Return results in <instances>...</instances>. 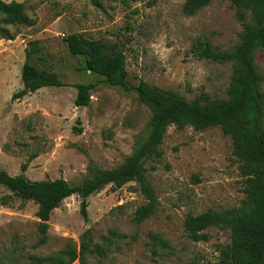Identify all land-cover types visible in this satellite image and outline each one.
Segmentation results:
<instances>
[{"label": "rangeland", "instance_id": "374dc122", "mask_svg": "<svg viewBox=\"0 0 264 264\" xmlns=\"http://www.w3.org/2000/svg\"><path fill=\"white\" fill-rule=\"evenodd\" d=\"M26 2L33 25L11 27L13 41L0 40V171L24 174L31 181L64 178L80 184L91 161L112 169L131 155L149 131L150 109L131 88L107 85L86 70L85 59L73 56L65 38L83 33L119 44L126 54L129 84L141 81L178 92L187 100L202 94L227 98L232 64L198 60L192 53L197 38L230 50L240 42L241 23L235 8L216 0L193 16L183 13L185 0H4ZM41 40L48 64L66 87H46L13 101L24 89L25 49ZM264 91V50L257 53ZM95 84L89 107H76V84ZM81 128L82 131H76ZM164 156L147 164L159 209L140 225L134 211L146 201L131 182L108 186L88 197V222L81 215L82 198L74 195L49 221L48 241L38 245V206L14 198L0 186V264H39L35 259L61 258L76 251L73 264H227L230 230L213 227L209 240L193 242L184 222L188 214L209 209L241 208L245 193L232 140L219 127L204 131L170 127ZM28 164L26 172L22 165ZM123 206L122 209H117ZM85 234L90 249L83 250ZM158 235L165 246L153 241ZM47 264V263H44Z\"/></svg>", "mask_w": 264, "mask_h": 264}, {"label": "trees", "instance_id": "16d2710c", "mask_svg": "<svg viewBox=\"0 0 264 264\" xmlns=\"http://www.w3.org/2000/svg\"><path fill=\"white\" fill-rule=\"evenodd\" d=\"M89 1L95 8H103L101 0ZM122 1L128 5V0ZM214 1L185 0L183 13L193 16ZM226 1L235 8L236 19L242 25L240 42L230 50H222L215 48L208 39L197 38L192 48L198 60L232 64L230 85L227 98L224 99H211L209 95L202 94L190 101L176 91L144 81L133 87L128 81L126 54L119 44L95 40L83 33L70 34L65 38L70 53L75 57H84L87 71L101 76L107 85L125 90L132 88L139 101L150 109L152 117L147 136L122 164L104 169L91 161L87 176L80 184H73L64 178L31 181L24 174L12 176L0 171V186L12 193L1 199L3 206H8L14 198L22 201L21 206L29 201L38 206V245L47 243L50 218L66 199L74 195L82 198L81 215L88 222V197L108 186L122 188L136 182L146 202L134 211L132 222L140 225L155 216L159 200L148 177L147 164L151 160L163 158L161 147L169 128L204 131L219 127L232 140L233 156L244 185L243 206L225 211L209 209L197 215L190 213L185 219L184 228L193 242L208 241L209 234L206 231L213 227L230 230L231 246L227 264H264V91L256 59L257 53L264 50V0ZM28 11L26 2L0 0V40L16 39L17 35L10 31L11 27L35 24ZM47 64L42 41H30L25 49L22 68L24 89L13 94V101H19L29 93L46 87L67 86L59 74L44 67ZM95 87V84L75 85L78 91L76 107L90 106ZM76 131L81 132L82 129L76 128ZM21 169L26 172L28 164H23ZM86 237L88 234L84 236L82 248L88 251L90 244ZM152 239L166 245L158 235ZM68 257L67 261L61 258L35 261L39 264H73L78 254L74 250L69 252Z\"/></svg>", "mask_w": 264, "mask_h": 264}]
</instances>
